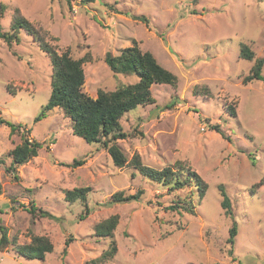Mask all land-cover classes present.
Returning a JSON list of instances; mask_svg holds the SVG:
<instances>
[{"label":"rangeland","instance_id":"1","mask_svg":"<svg viewBox=\"0 0 264 264\" xmlns=\"http://www.w3.org/2000/svg\"><path fill=\"white\" fill-rule=\"evenodd\" d=\"M0 4L3 30H9L19 12L42 28L57 52L69 49L73 58L90 55L82 64V90L93 98L99 89L138 81L135 72L111 71L104 62L106 52L118 54L133 40L150 51L177 82L151 86L154 102L121 117L128 136L117 144L127 161L136 152L144 165L155 168L185 160L207 184L202 197L192 196L193 213L171 210L176 195L186 190L169 192L131 164L115 166L101 142L89 143L72 133L59 108L35 120L50 96L51 58L20 31L18 43L0 40V117L20 125L11 134L6 123L0 124V224L9 237L0 264H86L108 247L109 238L98 235L94 226L111 215L118 216L117 252L102 264H264V80L242 82L255 59L264 56V0ZM135 15H145L149 24ZM240 42L252 49V60L239 57ZM23 128L41 147L11 174L9 150L21 142ZM74 159L84 163L68 166ZM219 185L232 214L221 206ZM74 187H89L85 203L65 200V190ZM138 189L143 193L137 200L110 201L116 192ZM31 203L48 214H31ZM233 223L237 233L231 246ZM37 235L50 239L52 252L43 260L18 253L17 246Z\"/></svg>","mask_w":264,"mask_h":264},{"label":"trees","instance_id":"2","mask_svg":"<svg viewBox=\"0 0 264 264\" xmlns=\"http://www.w3.org/2000/svg\"><path fill=\"white\" fill-rule=\"evenodd\" d=\"M70 2V0H67ZM95 0H82L83 3L92 2ZM3 11V5L0 4V17ZM134 19H138L149 24V20L145 15H135ZM20 31H24L32 36L39 44L40 48L47 52L51 58L52 75H51V92L47 102L42 107L40 113L35 117L39 120L45 111H50L59 108L64 115L69 118L70 128L72 133L82 138L84 141L101 142L107 150L113 164L117 167H123L125 164H131L143 176L162 185L167 191H184L186 193L177 194L174 203L169 205V209L177 212H194L193 195L202 197L207 189L206 182L201 176L194 171L185 160H176L173 165L155 168L144 165L138 153H134L130 160L124 154L121 147L117 144V139L126 138L128 134L123 131L120 119L128 111L136 108L138 105H147L154 102L151 86L153 84H169L175 85L177 76L163 67L148 50H142L136 41H132L130 46L120 49L118 54L106 52L104 62L115 73L128 74L135 72L138 76V81L117 87L114 90L108 91L99 89L96 97L93 98L87 95L82 90L84 83V71L82 64L84 61L91 59L90 55H84L80 58H73L70 55L69 49L57 52L45 39V34L42 28L36 27L31 21L23 17L19 12L12 17L9 30L2 29L0 24V40H3L7 45L18 43L20 41ZM56 40V38H53ZM239 57L247 60H252L254 52L245 42H240ZM264 65V56L256 58L251 66L249 73L243 77V84H247L252 80H264L261 74ZM11 94H14L7 89ZM198 86L194 92L198 93ZM206 94L209 93L205 87ZM173 103L170 102V105ZM169 106V105H166ZM231 110V108H230ZM234 113V109H232ZM6 123L10 127V133H14L20 128V125H14L12 122L6 121L0 117V124ZM218 128V126H215ZM21 137V142L16 144L9 150V155L12 158V165L7 167V172H16L18 165L27 162L30 158L37 155V150L41 147V143L32 138H28L26 132ZM219 131V129H217ZM84 163L82 159H74L68 166L76 167ZM14 174V173H13ZM14 179L17 180V175L14 174ZM259 184L256 183L255 186ZM194 188V189H193ZM222 196L221 206L227 215L232 214L231 204L228 196L222 185H219ZM89 187H74L65 190V200L75 201L81 199L85 203L86 193ZM1 192V185H0ZM143 193L142 189H138L134 193L124 194L116 192L112 195V202H129L137 200ZM86 207L85 214L88 213ZM33 215L45 217L48 213L44 209L37 207L33 203L27 209ZM83 216V215H82ZM81 216V217H82ZM118 216L111 215L104 220L96 223L94 226L95 232L100 236L109 238L108 247L103 250L99 256L90 259L86 264H102L114 257L117 252L116 241L114 239V230L117 226ZM237 233L236 224L229 229L228 243L232 246L234 237ZM70 239L65 240V245ZM9 242V237L5 226L0 224V250ZM53 244L47 236L37 235L31 238L30 243L22 246H17V251L21 255L28 258H36L43 260L45 254L52 252ZM65 248L63 254H65ZM232 253V249H230Z\"/></svg>","mask_w":264,"mask_h":264}]
</instances>
